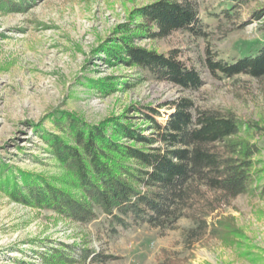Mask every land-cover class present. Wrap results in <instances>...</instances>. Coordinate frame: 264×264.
I'll use <instances>...</instances> for the list:
<instances>
[{
    "label": "rangeland",
    "instance_id": "1",
    "mask_svg": "<svg viewBox=\"0 0 264 264\" xmlns=\"http://www.w3.org/2000/svg\"><path fill=\"white\" fill-rule=\"evenodd\" d=\"M161 1L0 0V264H264V77H226L209 65L259 53L264 0H177L198 10L196 30L153 39L156 26L140 10ZM127 46L176 58L201 85L184 88L131 66ZM183 99L194 113L234 115L243 126L233 139L260 150L245 193L221 201L210 192L197 206L206 232L189 236L188 216L168 228H123L97 209L94 220L78 222L14 195L16 185L28 190L19 171L70 182L50 150L53 136L72 133L69 117L105 123L109 135L117 124L130 128L133 137L117 143L143 147L136 137L159 133L150 117L164 127Z\"/></svg>",
    "mask_w": 264,
    "mask_h": 264
},
{
    "label": "trees",
    "instance_id": "2",
    "mask_svg": "<svg viewBox=\"0 0 264 264\" xmlns=\"http://www.w3.org/2000/svg\"><path fill=\"white\" fill-rule=\"evenodd\" d=\"M140 13L156 26L148 33L153 39L177 30L195 31L199 25L198 10L191 2L163 0ZM124 50L131 66L150 71L158 79L184 88H196L202 83L194 69L174 57L131 46ZM209 65L226 77L241 73L264 77V44L254 56L234 63L210 61ZM192 109L193 104L183 99L164 127L150 117L159 133L157 138L136 137L143 147L117 143L123 134L133 137L130 128L117 124L109 135L105 123L91 127L78 117H69L72 133L66 132L62 138L53 136L50 150L67 169L68 183L77 189V194L65 188L67 182L58 186L43 176L19 171L28 190L22 192L16 185L14 195L25 203L52 207L78 222L94 220L98 209L123 228L139 222L168 228L188 216L195 224L189 236L197 237L207 231L205 216L197 213V206L206 203L210 192L220 193L221 201L245 193L251 184L253 158L260 150L254 143L233 139L243 126L234 115L210 110L194 113ZM69 138L73 143L67 141ZM155 143L163 146L154 147Z\"/></svg>",
    "mask_w": 264,
    "mask_h": 264
}]
</instances>
